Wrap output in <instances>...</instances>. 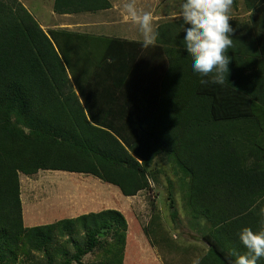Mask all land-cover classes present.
Segmentation results:
<instances>
[{"label":"trees","instance_id":"16d2710c","mask_svg":"<svg viewBox=\"0 0 264 264\" xmlns=\"http://www.w3.org/2000/svg\"><path fill=\"white\" fill-rule=\"evenodd\" d=\"M242 2L249 17L229 21L233 45L219 83L191 70L182 21L157 27L155 44L144 47L45 32L19 1L0 0V264L15 260L21 247L45 249L57 228L76 227L86 245L71 261L82 264L110 236L102 264H122L127 223L121 213L26 228L19 175H90L132 198L149 188L146 168L162 155L188 179L187 207L206 223L207 253L199 264H234L233 252L246 251L241 229L264 230V0ZM110 8L107 0H54L52 11ZM151 48L162 55L145 75L140 62ZM167 188L175 221L170 181ZM150 231L143 229L146 236Z\"/></svg>","mask_w":264,"mask_h":264},{"label":"rangeland","instance_id":"374dc122","mask_svg":"<svg viewBox=\"0 0 264 264\" xmlns=\"http://www.w3.org/2000/svg\"><path fill=\"white\" fill-rule=\"evenodd\" d=\"M21 1L33 16L39 12L41 17L50 23L49 26L40 25L43 31L61 30L66 24L63 18L51 19L48 16L47 0ZM166 1L161 0V4ZM171 10L179 11L176 7L170 6L161 11L167 14ZM229 14L230 21L243 22L249 17L242 0H233ZM71 19L82 22L71 25L68 30L72 29L70 31L81 34L98 35L102 32L117 34L120 30L130 27L121 25L112 13L99 17L100 21L109 23L105 30H102V27L89 29L86 17ZM146 171L149 188L132 198L121 196L116 187L90 175L49 171H40L30 177L19 175L24 227L57 225L61 221L73 220L82 215L114 210L121 213L127 223L122 264H193L197 259L200 261L207 253V246L202 240V235L207 232L206 223L201 219L194 220L187 207L188 179L169 162L166 155L157 158ZM167 181L172 183L177 213L175 221L170 216ZM152 203L155 206L153 213ZM147 227L151 228L148 236L143 233V229ZM85 235L81 227L66 231L57 228L52 243L45 249L37 251L29 246L21 247L15 260L9 259L2 264H76L70 259L77 250L85 247ZM99 242V247L82 257V264L104 263L106 255L104 256L103 250L112 244V240L107 236Z\"/></svg>","mask_w":264,"mask_h":264},{"label":"clouds","instance_id":"9594fccd","mask_svg":"<svg viewBox=\"0 0 264 264\" xmlns=\"http://www.w3.org/2000/svg\"><path fill=\"white\" fill-rule=\"evenodd\" d=\"M232 5L233 0H182L180 6L181 42L191 70L201 76L211 74L219 83L226 80L230 62L227 50L233 45L234 30L229 23ZM122 13L125 21L138 26L144 47L155 44L158 33L153 30L151 11L137 9L135 0H127ZM238 240L246 251L233 252L234 264H258L264 258V230L245 227L239 232ZM193 264H199V260Z\"/></svg>","mask_w":264,"mask_h":264},{"label":"crops","instance_id":"0c3cea01","mask_svg":"<svg viewBox=\"0 0 264 264\" xmlns=\"http://www.w3.org/2000/svg\"><path fill=\"white\" fill-rule=\"evenodd\" d=\"M18 1L22 4L21 0H18ZM37 2L40 3V1H37ZM47 2L49 3L48 4L49 5L48 16L51 19L52 18L53 19L54 18H63V22H66V24H64V26L62 27L63 29H61V30L73 32V31H70L72 29L68 30V28H71V25H75V24H78L79 22H82L79 20H72L71 18H73V17L74 18L86 17L87 18V20H86L87 24L86 25L90 27L89 29H91V27H93L94 29H98L99 27H102V30H105L106 29L105 26L108 25L109 23L106 21H100L99 17H101L103 14H106V13H112L119 20V23H121V25L130 26L131 28L129 27L128 29L120 30V32L117 34H116V32H111V33L102 32V33H99L98 35L94 34V36L113 38V39H119V40H126V41H131V42L143 44V41L139 40V39L143 40V36L140 33L138 26L133 24L131 21H125L123 19V13H122L123 9L122 8H123V5L127 2V0H107V2L111 6V8L108 10L99 11V12H95V13H83V14H75V15H55L52 11L54 0H47ZM135 4H138V5H136L137 9H140L143 11H151L153 13V17H154V19H153V30L154 31L160 25H163L166 23L181 21L179 13H177V12H180V6L182 4V0H167L163 4H161V0H136ZM169 6L174 7V8L176 7L177 9H179V11H176V10L168 11V13H173V14H168V13L166 14V13L161 11V10H165ZM29 13L32 15V13L30 11H29ZM41 16L42 15L39 12L35 16L32 15V17L36 20V22L39 24V26L40 25L49 26L50 23L45 21ZM57 20H59V19H57ZM61 21H62V19H61ZM51 30H54V29H51ZM55 30H58V29H55ZM161 55H162L161 50H154V49L152 50V48L148 49V51L143 53V65L141 64L140 61L139 62H140V65L142 67H144V69H146L145 75L149 69H150L149 73H152L151 71L154 70L158 66L156 64V60L154 57H160ZM163 56L165 57V55H163ZM94 213H96V212H94Z\"/></svg>","mask_w":264,"mask_h":264}]
</instances>
